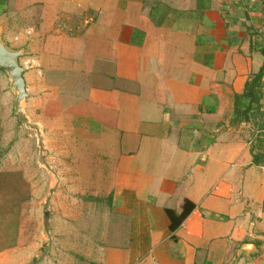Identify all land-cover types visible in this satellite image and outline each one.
Returning a JSON list of instances; mask_svg holds the SVG:
<instances>
[{"label": "crops", "instance_id": "crops-1", "mask_svg": "<svg viewBox=\"0 0 264 264\" xmlns=\"http://www.w3.org/2000/svg\"><path fill=\"white\" fill-rule=\"evenodd\" d=\"M261 8L0 0V38L21 51L28 120L119 135L108 202L122 220L107 230L124 225L125 237L103 247L99 264H264V75L246 115L247 100L235 99L263 66ZM185 199L195 208L171 229L165 209L179 213ZM20 223L1 228L0 264H21Z\"/></svg>", "mask_w": 264, "mask_h": 264}, {"label": "rangeland", "instance_id": "rangeland-1", "mask_svg": "<svg viewBox=\"0 0 264 264\" xmlns=\"http://www.w3.org/2000/svg\"><path fill=\"white\" fill-rule=\"evenodd\" d=\"M10 82L0 68L2 109L3 96H11L0 113V234L21 222V264H99L103 247L125 237L124 225L113 235L107 230L113 216L122 220L108 202L119 135L76 129L66 119L20 118Z\"/></svg>", "mask_w": 264, "mask_h": 264}, {"label": "trees", "instance_id": "trees-1", "mask_svg": "<svg viewBox=\"0 0 264 264\" xmlns=\"http://www.w3.org/2000/svg\"><path fill=\"white\" fill-rule=\"evenodd\" d=\"M260 3L262 6V25L264 27V0H260ZM262 40L264 41V33L262 36ZM260 52L263 55V66H261L256 73L249 76V79L245 82L243 93L241 95L235 96L236 101H238V99L240 98L247 100V107L239 111V114L242 115H246V113L250 110L251 103H257L259 98L261 97V79L264 75V43L260 48ZM194 208L195 204L190 200L185 199L182 203L181 211L179 213L169 208L165 209V212L167 213L170 220V228L175 229L176 227H178Z\"/></svg>", "mask_w": 264, "mask_h": 264}, {"label": "water", "instance_id": "water-1", "mask_svg": "<svg viewBox=\"0 0 264 264\" xmlns=\"http://www.w3.org/2000/svg\"><path fill=\"white\" fill-rule=\"evenodd\" d=\"M21 55L20 50L9 48L0 38V68L10 77L11 86L16 91V99L14 102V110L21 118L23 115L22 102L26 95L25 83L22 76L23 68L18 63V57ZM49 215L45 217L47 222Z\"/></svg>", "mask_w": 264, "mask_h": 264}, {"label": "built area", "instance_id": "built-area-1", "mask_svg": "<svg viewBox=\"0 0 264 264\" xmlns=\"http://www.w3.org/2000/svg\"><path fill=\"white\" fill-rule=\"evenodd\" d=\"M262 167H263V169H264V164H263V166H262Z\"/></svg>", "mask_w": 264, "mask_h": 264}]
</instances>
